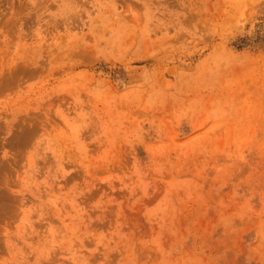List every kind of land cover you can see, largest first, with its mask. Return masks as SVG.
<instances>
[{
  "label": "rangeland",
  "instance_id": "374dc122",
  "mask_svg": "<svg viewBox=\"0 0 264 264\" xmlns=\"http://www.w3.org/2000/svg\"><path fill=\"white\" fill-rule=\"evenodd\" d=\"M0 264H264V0H0Z\"/></svg>",
  "mask_w": 264,
  "mask_h": 264
}]
</instances>
